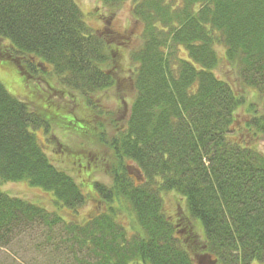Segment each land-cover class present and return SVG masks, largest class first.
Listing matches in <instances>:
<instances>
[{"label": "trees", "instance_id": "obj_1", "mask_svg": "<svg viewBox=\"0 0 264 264\" xmlns=\"http://www.w3.org/2000/svg\"><path fill=\"white\" fill-rule=\"evenodd\" d=\"M99 1L120 8L127 0ZM132 13L144 25L142 45L132 55L134 97L126 124L115 125L107 139L104 125L73 130L72 121L58 116L63 111L52 110L56 103L62 107L56 95L62 89L94 108L91 95L117 85L116 68L107 69L106 39L88 27L74 0H0V61L14 63L35 96L49 101L43 110L11 95L0 81L1 180L26 181L77 211L85 194L53 163L35 131L48 133L58 123L90 132L110 156L92 157L87 168L75 160L90 174L96 159V168L112 178L111 187L95 186L108 213L91 220L81 239L73 227L67 230L73 243L101 258L96 264H197L191 253L214 264H264V152L254 142L264 136V113L245 123L248 139L238 138L236 128L251 102L246 92L264 104V0H141ZM219 47L240 91L216 75ZM67 111L62 115L72 114ZM173 192L186 201L183 238L164 211L162 195ZM115 203L132 207L134 235L118 223ZM194 220L204 229L203 240ZM62 222L0 188V249L36 225L52 231Z\"/></svg>", "mask_w": 264, "mask_h": 264}, {"label": "rangeland", "instance_id": "obj_2", "mask_svg": "<svg viewBox=\"0 0 264 264\" xmlns=\"http://www.w3.org/2000/svg\"><path fill=\"white\" fill-rule=\"evenodd\" d=\"M82 10L84 20L88 27L96 34L103 36L109 44V55L112 58L107 65V69L116 68L117 85L106 92L91 95L94 108L89 103L80 98L77 93L62 89V92H69V96L59 95L58 102L52 110L63 111L62 114L71 110L72 114H58L68 122L72 121L75 129L88 128L89 126L104 125L107 139H112L115 135V125H125L129 118L131 103L134 97L131 78L135 64L132 63L133 53L138 50L143 42L144 25L133 16L132 9L136 2L141 0H127L120 8H107L99 0H74ZM220 65L216 70V75L229 82L236 90H241L240 81L236 71L233 70L225 59V48L219 47ZM183 56L185 54L183 53ZM52 76H55L52 72ZM50 75L43 76L45 78ZM43 82L42 88H47ZM0 81L4 84L11 95L27 101L28 103L41 104L42 109L49 107L48 98L45 95L39 97L27 86L25 79L20 74L17 66L12 62L0 61ZM52 84H55L52 81ZM58 87V84H56ZM32 88V87H31ZM30 89V90H29ZM45 90H43V94ZM42 93V92H41ZM247 98L253 103L252 113H248L249 103L240 111L236 128L242 132L238 138L245 139V123L253 115L264 113V104L246 92ZM61 96V97H60ZM72 100V101H71ZM92 105V104H91ZM64 106V107H63ZM57 108L59 110H57ZM64 124L55 123L51 130L46 133L41 129L35 131L40 140L45 143V151L53 163L60 169L68 171L77 181L86 196V203L77 211L61 206L51 192L39 187H33L26 181L5 182L0 178V188L8 195L24 199L36 206L46 209L53 215H59L64 222L56 226L52 231L34 226L32 229L20 234L7 247L0 249V264H96L101 258L95 256L94 252L86 247L73 243L68 232L73 227L78 238L84 237V227L101 214L108 213L109 205L104 203L102 197L96 189V183L111 187L112 178L101 169H97L100 162L93 161L95 169L92 173L84 172L76 164L90 162L92 157L110 156V150L103 143L92 138L90 132H75L68 129ZM70 126V125H69ZM70 127H73L72 125ZM112 137V138H111ZM248 139V138H247ZM59 142L61 147H56ZM255 146L264 152V136H259L255 141ZM103 144V145H102ZM98 159V158H97ZM82 160V161H81ZM94 160V159H92ZM134 165L132 162H127ZM164 211L166 215L177 225L181 232L185 220H187L186 201L177 193L163 194ZM118 223L128 232L129 236L134 235L136 217L132 207L128 204L121 206L119 203L113 204ZM183 216L181 220L180 216ZM188 222V221H187ZM189 223V222H188ZM195 232L201 240L204 239L205 232L200 221H193ZM76 226V228L74 227ZM68 229V230H67ZM181 238L186 237L185 231L181 233ZM197 264H214L212 258L193 254ZM253 264H262L254 262Z\"/></svg>", "mask_w": 264, "mask_h": 264}]
</instances>
